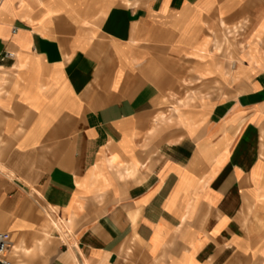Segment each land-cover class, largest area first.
<instances>
[{
	"label": "crops",
	"instance_id": "obj_1",
	"mask_svg": "<svg viewBox=\"0 0 264 264\" xmlns=\"http://www.w3.org/2000/svg\"><path fill=\"white\" fill-rule=\"evenodd\" d=\"M0 232L22 264H264V0H0Z\"/></svg>",
	"mask_w": 264,
	"mask_h": 264
},
{
	"label": "rangeland",
	"instance_id": "obj_2",
	"mask_svg": "<svg viewBox=\"0 0 264 264\" xmlns=\"http://www.w3.org/2000/svg\"><path fill=\"white\" fill-rule=\"evenodd\" d=\"M248 27L249 23L245 21L235 24L223 23L217 45L222 49L232 48L236 50L237 46L243 43Z\"/></svg>",
	"mask_w": 264,
	"mask_h": 264
},
{
	"label": "built area",
	"instance_id": "obj_3",
	"mask_svg": "<svg viewBox=\"0 0 264 264\" xmlns=\"http://www.w3.org/2000/svg\"><path fill=\"white\" fill-rule=\"evenodd\" d=\"M11 56V54H8ZM11 244V234L9 232H0V264H22L7 257V251Z\"/></svg>",
	"mask_w": 264,
	"mask_h": 264
}]
</instances>
